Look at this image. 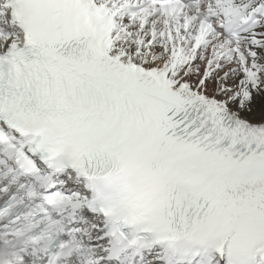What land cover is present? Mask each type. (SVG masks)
Here are the masks:
<instances>
[{"label": "snow or ice", "instance_id": "snow-or-ice-1", "mask_svg": "<svg viewBox=\"0 0 264 264\" xmlns=\"http://www.w3.org/2000/svg\"><path fill=\"white\" fill-rule=\"evenodd\" d=\"M0 264H264V0H0Z\"/></svg>", "mask_w": 264, "mask_h": 264}]
</instances>
